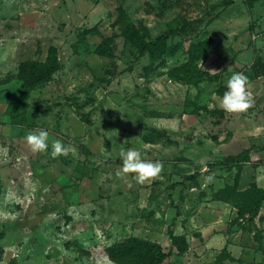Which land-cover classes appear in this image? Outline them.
<instances>
[{
  "label": "rangeland",
  "instance_id": "374dc122",
  "mask_svg": "<svg viewBox=\"0 0 264 264\" xmlns=\"http://www.w3.org/2000/svg\"><path fill=\"white\" fill-rule=\"evenodd\" d=\"M233 2L0 0V264H128L109 258L106 247L134 235L167 251L168 230L184 232L186 264H198L192 257L204 247L206 218L232 235L224 246L241 264H264L256 220L247 231L235 206L211 202L236 173L218 163L248 146L247 110L237 121L240 112L225 111L220 100L233 72L264 75V0H236L240 11L225 17H235V38L209 44L195 63L201 79L171 72L188 61L192 42L211 43L207 25ZM130 24L153 38L175 29L169 42L182 47L151 65L125 38ZM49 55L59 65L51 78L28 94L16 91L26 63ZM252 120L264 124V110ZM41 128L49 147L33 152L24 136ZM55 140L70 148L67 155H51ZM122 148L161 161V172L143 183L119 174ZM256 161L264 170V155ZM194 172L195 180L186 177Z\"/></svg>",
  "mask_w": 264,
  "mask_h": 264
},
{
  "label": "trees",
  "instance_id": "16d2710c",
  "mask_svg": "<svg viewBox=\"0 0 264 264\" xmlns=\"http://www.w3.org/2000/svg\"><path fill=\"white\" fill-rule=\"evenodd\" d=\"M125 29L124 36L130 45L135 48L136 58L148 55L151 65L157 60L162 62L163 55L173 54L179 47H182L181 43L169 42L175 34H178L177 30L172 28H168L155 38L149 34H139L132 24L128 25ZM209 44L210 39L207 38L202 41L192 42L187 50L188 61L180 66L181 68L178 67L171 72L177 73L178 71H182L183 76L181 77L177 73L181 80H187L189 77L190 79L193 78L195 82L197 79H201L205 72L198 68L195 63L203 57ZM102 45L103 42L99 46ZM26 64L21 72L23 82L16 89L21 94H28L35 85L46 83L59 67L58 61L51 55L47 56L44 61L36 60ZM169 75L171 77L173 74L170 73ZM249 152L250 149L248 148L243 149L237 154L226 155L218 164L228 169L233 165L241 169V165L249 159ZM197 175L198 173L194 172L186 177L195 180ZM214 197L235 206L237 218L247 221L246 225L243 224V228L251 231L252 227L250 228V224L254 223L264 201V186L258 187L256 184H251L248 188L240 191L237 190L236 184L233 186L225 185L222 189L215 192ZM259 219L264 220V217H260ZM168 235L170 247L167 251L158 242L130 235L106 247V252L109 258L117 262H128V264H131L130 261H135L134 264H162L169 255L174 253L173 249L176 250L178 255H181L188 248L184 235H174L171 230H168ZM225 261H238V264H241L240 260L234 258L224 246L216 257L215 264H223Z\"/></svg>",
  "mask_w": 264,
  "mask_h": 264
},
{
  "label": "crops",
  "instance_id": "0c3cea01",
  "mask_svg": "<svg viewBox=\"0 0 264 264\" xmlns=\"http://www.w3.org/2000/svg\"><path fill=\"white\" fill-rule=\"evenodd\" d=\"M238 1H239L238 3H240L242 5L241 0H238ZM238 3H236V0H234L233 3L229 4L224 9L220 10L218 12V14H216V16L212 20H210L209 24L207 25V30L210 31V38H211L210 44H211V46L218 45L220 47H223L224 46V40H226V39L232 40L235 38L234 35L230 36V34H229L230 31H232V28H234L233 20L235 19V17L234 18L233 17L225 18V17L229 11L233 12L231 14H237L235 12L240 11L241 7L238 5ZM232 18H233V20H231ZM227 35H228V37H227ZM229 43H230V41H229ZM206 61H208V60H206ZM224 64H222V66L220 68H222ZM217 67H218V65L216 66V68ZM220 68H217V70H219ZM248 88L251 91L253 99H254L253 105L247 109V115H245V117H244L247 120V126H248V128L246 130L247 131L246 141L248 142L247 143L248 146H244V148H242L241 150H239L235 153H230V154H237L238 152L242 151L243 149L249 148L250 149L249 159L247 161H245L243 163V165H241V169H238V167L235 165H233L230 169L226 168L229 171L235 170L236 173L233 177V182H231V183L227 182L224 184V186L225 185L233 186L234 184H236V187L238 190H244V189L248 188L251 184H256L258 187L264 186V170H263V168H261L257 165L258 161H256L258 154L264 155V124L258 123V122H255L252 120L255 112H257L258 110H262V111L264 110V75H257L255 77L248 79ZM242 113L243 112H240L237 115L238 116V118L236 119L237 121H240L239 117L241 116ZM242 136H243V134L241 132H239L238 129H236V131H234L232 133V137L235 141H239L240 139H242L241 138ZM211 184H212V182L207 184L209 188H212ZM222 188H219V189H222ZM219 189L213 190V193H215ZM211 202L218 204V205H230L231 204L227 201L219 200L216 198H214L213 201H211ZM260 217H264V201L262 203V206L259 210L257 217L255 218L256 223H257L258 227L260 228L261 233L264 235V220L259 219ZM216 221L217 220H211V219L206 218L200 222V229L199 230L202 232L201 236L203 237V239H204L203 241L205 243H204V247L202 246V249L200 250L198 257H196V258L192 257V259H195L197 261L196 263H198V264H212V262L215 261L216 257L220 253V251H221L220 249L223 248V246L225 244V238H227L228 241H233L232 235L228 236L227 234L229 232L226 231L224 233L221 229H219L217 227L218 224ZM226 225H228V224H226ZM180 226H181V223H180ZM209 226H211V228L214 227L215 230H211L210 233L205 236L204 231H206ZM181 229H183L182 226H181ZM226 230H227V226H226ZM172 233L174 235H184L183 231L182 232H176L175 230H173ZM145 239L155 241L153 238H145ZM214 239L220 240V244L213 245L212 241H215ZM186 240L188 243L187 250L190 252L189 240H188V238H186ZM160 245L164 249V246L162 244H160ZM187 250L184 253H182L181 255H178L176 253V250L173 249L174 253H172L171 255H169L166 258V262L168 263V260L170 261V257H171L172 262L170 261V264H186L187 260H188Z\"/></svg>",
  "mask_w": 264,
  "mask_h": 264
},
{
  "label": "clouds",
  "instance_id": "9594fccd",
  "mask_svg": "<svg viewBox=\"0 0 264 264\" xmlns=\"http://www.w3.org/2000/svg\"><path fill=\"white\" fill-rule=\"evenodd\" d=\"M226 90L224 91L220 107L227 112H243L250 108L254 99L248 88V76L244 72H233L225 82ZM24 139L33 152H42L49 147V132L46 129H37L25 133ZM70 151L62 141L55 140L52 142V156L67 155ZM122 160L121 175L133 173V179L137 183H143L146 180L156 177L163 168L161 161H152L144 158V154L138 148H122L120 151ZM201 164L206 167L205 161ZM212 175L204 177L205 185L212 182Z\"/></svg>",
  "mask_w": 264,
  "mask_h": 264
}]
</instances>
